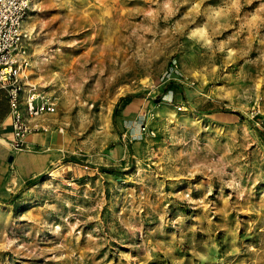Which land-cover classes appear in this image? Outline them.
Masks as SVG:
<instances>
[{"label": "rangeland", "instance_id": "rangeland-1", "mask_svg": "<svg viewBox=\"0 0 264 264\" xmlns=\"http://www.w3.org/2000/svg\"><path fill=\"white\" fill-rule=\"evenodd\" d=\"M24 19L62 144L0 201V264H264V0H33Z\"/></svg>", "mask_w": 264, "mask_h": 264}, {"label": "built area", "instance_id": "built-area-1", "mask_svg": "<svg viewBox=\"0 0 264 264\" xmlns=\"http://www.w3.org/2000/svg\"><path fill=\"white\" fill-rule=\"evenodd\" d=\"M32 0H0V87L9 102L12 150L28 149V134L51 128L55 104L30 80V52L23 19Z\"/></svg>", "mask_w": 264, "mask_h": 264}, {"label": "crops", "instance_id": "crops-1", "mask_svg": "<svg viewBox=\"0 0 264 264\" xmlns=\"http://www.w3.org/2000/svg\"><path fill=\"white\" fill-rule=\"evenodd\" d=\"M11 135L9 102L5 90L0 87V201L5 202V198L12 197L26 181L40 174L48 166L56 156V153H50L48 150L62 144V137L56 132L53 123L46 131L38 130L28 134V149L22 151L11 150L8 144Z\"/></svg>", "mask_w": 264, "mask_h": 264}, {"label": "bare ground", "instance_id": "bare-ground-1", "mask_svg": "<svg viewBox=\"0 0 264 264\" xmlns=\"http://www.w3.org/2000/svg\"><path fill=\"white\" fill-rule=\"evenodd\" d=\"M33 1V0H32ZM32 3V2H31ZM31 6V5H30ZM23 22H25V19H23ZM24 25V23H22ZM39 90V88H38ZM40 95H43V93L41 91H39Z\"/></svg>", "mask_w": 264, "mask_h": 264}, {"label": "trees", "instance_id": "trees-1", "mask_svg": "<svg viewBox=\"0 0 264 264\" xmlns=\"http://www.w3.org/2000/svg\"><path fill=\"white\" fill-rule=\"evenodd\" d=\"M130 100L129 99H127L126 100V102H129ZM116 114V111L114 110V112H113V116Z\"/></svg>", "mask_w": 264, "mask_h": 264}]
</instances>
